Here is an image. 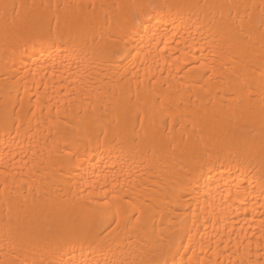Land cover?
Wrapping results in <instances>:
<instances>
[{"label":"bare ground","instance_id":"6f19581e","mask_svg":"<svg viewBox=\"0 0 264 264\" xmlns=\"http://www.w3.org/2000/svg\"><path fill=\"white\" fill-rule=\"evenodd\" d=\"M0 264H264V0H0Z\"/></svg>","mask_w":264,"mask_h":264},{"label":"snow or ice","instance_id":"6c2138e0","mask_svg":"<svg viewBox=\"0 0 264 264\" xmlns=\"http://www.w3.org/2000/svg\"><path fill=\"white\" fill-rule=\"evenodd\" d=\"M9 7H11V9H12V13H9L8 12ZM15 7H16L15 5H11V6L4 5V8H5V16L7 17L10 14H15Z\"/></svg>","mask_w":264,"mask_h":264}]
</instances>
